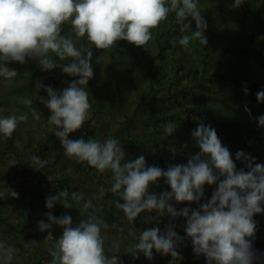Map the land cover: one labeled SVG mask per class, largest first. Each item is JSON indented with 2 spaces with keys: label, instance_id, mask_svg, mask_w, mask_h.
<instances>
[{
  "label": "clouds",
  "instance_id": "clouds-1",
  "mask_svg": "<svg viewBox=\"0 0 264 264\" xmlns=\"http://www.w3.org/2000/svg\"><path fill=\"white\" fill-rule=\"evenodd\" d=\"M244 0H234L232 5L239 8ZM170 13L175 14L180 32L183 34L179 44L190 50L193 41L206 46L207 23L198 6V0H0V77L13 78L17 71L5 66L7 62L25 63L26 57L39 61L45 71L62 67L68 75L78 77L62 91L47 87V98L41 102L50 110L48 123L55 125V135L60 140L66 156L77 162H86L103 173L111 170L113 174L112 193H119L122 200L115 206L122 209L131 223L143 212H157L175 218H186V234L191 238L196 255L203 254L207 264H253L255 253L251 237L255 235V214L264 213V164L243 151L236 154L237 160H247L248 171L237 170L228 148L222 145L217 132L209 125L200 122L192 132L200 152L191 156L187 164L172 165L163 170L158 166H147L143 155L134 161L125 160V152L120 142L109 138L104 142L96 139L70 140L69 134L82 128L90 117V101L87 86L94 76L91 65V49L82 52L71 36L62 35V25L70 23L76 38L87 37L96 49L106 50L119 40H126L136 46H144L152 39V29L157 28ZM191 17L196 24L185 23ZM264 39V37H261ZM83 47V46H81ZM53 52L61 61L71 58L64 65L50 58ZM100 57L97 62H100ZM44 87L37 82V89ZM247 93V88L244 89ZM257 99L264 102V91L257 93ZM245 110H250L245 106ZM34 119L39 113L32 112ZM28 116L11 115L0 117V134L11 137L19 123L26 122ZM264 126V116L257 118ZM176 130L173 121L164 125L170 136ZM35 165L43 167L46 161L38 156L32 157ZM161 177L170 185L171 192L150 194V185ZM218 184L211 199L200 205L199 210L185 207L180 211L170 203L196 202L199 204L204 195V185ZM105 190L100 188L103 196ZM15 195V193H14ZM71 201L80 202L83 196L71 193ZM62 203L71 208L67 189L46 200L48 209ZM84 208L92 207L91 201ZM51 223L39 221L41 231L48 230L52 224L61 226L64 231L57 240L56 250L49 249L53 259L51 264H118V258L108 257L104 252L102 227L109 225L90 213L87 220L73 226L70 215L59 218L51 212L46 214ZM152 219V218H149ZM170 225L165 234L158 227L142 231L136 244V252L146 258L157 253L171 255L173 262L182 259L176 251L180 237ZM135 230L130 232L134 235ZM52 238L51 233L47 239ZM135 252V253H136ZM134 253V254H135ZM11 251L0 244V261L10 264Z\"/></svg>",
  "mask_w": 264,
  "mask_h": 264
},
{
  "label": "crops",
  "instance_id": "crops-1",
  "mask_svg": "<svg viewBox=\"0 0 264 264\" xmlns=\"http://www.w3.org/2000/svg\"><path fill=\"white\" fill-rule=\"evenodd\" d=\"M198 6L201 12L204 11L203 0H198ZM189 22L192 30H196L195 21L191 22L187 18L185 23ZM61 34L71 36L76 47L82 52L91 49V65H98L102 71L96 77L97 81H93L94 85L90 84L92 90L87 91L91 105L90 117L80 130L69 134L70 140L84 139L87 142L89 139H96L102 142L112 138L119 130L124 129L128 133L127 126L134 120L132 128L140 133L142 139V129L151 127V122L145 121L146 115L150 113L143 110V98L157 95L159 99L156 101L163 104L164 100L170 101V97L174 99L180 97V93L191 90L188 84L192 85L199 77L197 67L192 63L194 59L191 49L186 51L183 46L174 43L183 35L174 13H170L165 21L152 29V39L139 47L126 40H119L109 49H96L86 36L76 38L70 23L62 25ZM159 40L169 46L162 54H159ZM122 41L124 44L121 47L127 48L126 54H121L117 48ZM80 44L83 47L77 46ZM86 45L88 46L85 47ZM48 55L57 65L71 62V58H68L58 63L55 53L50 51ZM99 57L100 62H97ZM40 70H43L41 66ZM58 71L63 77L60 80L54 79ZM150 71H158V74L152 78ZM46 73L49 74V79L45 81V87H52L57 92L67 87L65 79L75 81L77 78L64 73L62 67H56ZM97 83L101 85L96 87ZM219 118L229 119L227 116ZM50 127L49 147L43 153L37 151L38 142L27 141L28 144H25L24 137H20L14 147L0 142V244L11 251L10 264H51L53 257L49 249L56 250L57 240L62 236L64 229L52 224L48 230L41 231L39 221L51 223L47 213L51 212L57 218L70 215L75 227L78 224L74 222L73 215L89 200L92 207L85 208L89 213L107 209V194L101 196L97 186L98 181L104 179L105 175L101 176V172L87 166L86 162H77L74 158L66 156L60 140L55 135L56 126ZM34 156L46 161L43 167L33 163ZM63 179L69 182L75 193L83 196V202H75L71 208L56 203L52 209H48L46 200L58 194L54 189L57 182ZM111 210L109 209L114 213V210ZM110 229L118 230L114 225ZM49 233L52 238L47 239ZM0 264H3V261H0Z\"/></svg>",
  "mask_w": 264,
  "mask_h": 264
},
{
  "label": "rangeland",
  "instance_id": "rangeland-1",
  "mask_svg": "<svg viewBox=\"0 0 264 264\" xmlns=\"http://www.w3.org/2000/svg\"><path fill=\"white\" fill-rule=\"evenodd\" d=\"M257 2V0H244L242 5ZM233 4L234 0H207L205 6H215L214 8L218 10L212 15L204 6V11L201 12L207 23L205 36L208 43L206 46L201 45L199 41L190 44L194 59L192 63L197 67L196 72L199 77L193 81L192 85L188 84L191 90L180 93V97H174V99L170 97L171 100H164L163 104H158L156 101L153 105V102L145 101L143 110L146 111L147 108L150 113L146 115L145 121L151 122V127L142 129L144 134L140 142L136 143L137 148L130 145L126 139L121 142L126 161H134L143 155L147 166L161 161L159 167L165 171L172 165H186L191 156L200 152L192 132L202 122V114L207 109H213L217 116H227L229 119L240 115L246 116V110L242 108L238 94L235 93L239 89L237 85L248 78H256L264 84V68L254 57L243 53L241 48L264 49V39H261L264 37V23L242 21L237 9L232 6ZM149 48L147 45L148 50ZM60 62L62 61L58 57V63ZM5 66L17 71V75L10 79L0 77V117L26 114L28 119L26 122L19 123L12 134H17L19 137L13 138L9 143H1L14 147L20 137H24L25 144H28L27 141L38 142L37 151L43 153L49 147L48 138L50 136L48 135L51 127L48 117L51 112L40 98H47L45 81L49 79V74L45 70H40L39 61L32 57H26L25 63L12 61L7 62ZM92 68L94 76L87 86H83L86 91L92 90L90 84L93 86V81H97L96 77L102 72L98 65ZM61 78H63L62 74L58 71L54 79L60 80ZM37 82L44 87L37 89ZM64 82L68 86L74 80L65 79ZM99 85L101 84L97 83L95 86ZM151 98L152 96L148 97V99ZM33 110L39 113V119L33 118ZM168 121H173L176 125V130L170 136L164 131V125ZM259 148L264 150V145L261 144ZM103 175L106 179H100L97 186L98 190L103 187L104 195L107 194L105 207L108 210L95 211L94 215L106 222L110 228L114 225L118 229L115 231L109 227L107 229L102 227L105 255L117 257L118 264H201L198 255L180 248V242L177 244L176 251L182 259L174 262L171 255L157 253L155 249H153L152 259L146 258L142 252H136L135 246L139 242L138 238L142 231L158 227L163 235L172 225L173 230L184 240L188 238L185 231L186 224L168 214L160 216L155 211H145L133 223L129 222L122 209L118 211L115 209L117 201L121 203L124 201L119 193L110 191L114 182L111 170H106L101 174ZM149 193L160 194L159 181L150 185ZM83 205L76 211L77 218L80 219L74 218L76 224L89 217L90 213ZM109 209L114 210V213H111ZM133 229L135 234L130 235Z\"/></svg>",
  "mask_w": 264,
  "mask_h": 264
},
{
  "label": "trees",
  "instance_id": "trees-1",
  "mask_svg": "<svg viewBox=\"0 0 264 264\" xmlns=\"http://www.w3.org/2000/svg\"><path fill=\"white\" fill-rule=\"evenodd\" d=\"M257 1V3H247L240 6L239 8H236L237 13L240 15L242 21L264 23V0ZM203 2L207 3V0H203ZM228 6L229 8H231L229 4ZM205 7L207 8V11L212 15L218 11L216 8H214L215 6L208 5ZM188 20L194 22L191 17H188ZM174 43L181 46L179 44V40H175ZM123 44V41L120 42L117 48L121 54H126L127 48L125 46L121 47ZM158 45L160 52L159 54H162V52H165L167 48H169L168 45H164L160 40ZM112 49L114 48L112 47ZM241 51L254 57L257 60L258 64L264 68V49L243 47L241 48ZM150 73L152 75V78H154L158 74V71H150ZM237 86L239 89L235 93L238 94L239 100L242 103V108L245 109V106H247V108L250 110V113L249 111H246V116L240 115L234 119H221L219 118V116H217L216 112L213 109H207L203 113L201 121L205 125H209L216 130L218 138L221 140L222 145L228 148V150L230 151L232 159L236 164L237 170H244L245 172H247L249 170L247 167L248 161L244 159H236V154L239 151H243L246 155L254 158L255 163L264 164V150L259 148L261 144L264 145V126H260L257 119L260 116H264V102H260L257 99V93L260 91H264V84L256 78H248L238 83ZM245 88H247V93H245ZM148 97L149 96H145V98H143V106H145V101L147 100L149 102H153L152 104L154 105L156 103V100L159 99V96L157 95L152 96L151 99H148ZM145 110L147 111V108ZM134 124L135 120L127 126L128 133L124 129L119 130L112 138L117 139L120 144H122L121 142L126 139L129 141L130 145L137 148L136 143H139L141 138L140 133L135 128H132V125ZM17 137H19V135L17 134L12 135L10 138L1 135L0 142L9 143L13 138ZM160 164L161 161L160 163H151L149 166L159 167ZM86 165L89 166L88 164ZM158 181L160 185V194L164 192H171L170 185H168L164 177H161ZM217 188L218 184H205L204 195L201 198L199 204L196 202L177 203L175 200L170 201V203L176 208L177 211H180L185 207L199 210L200 205L207 203L211 199L214 191ZM64 189L68 190L69 203L73 205L75 202L71 201L70 197L71 193L75 192V189L71 187L69 182H67L66 180H59L54 191L58 193L59 191H62ZM261 206L264 207V204H262ZM73 217L78 219L76 214L73 215ZM175 219H177L179 222H183L184 224H186L187 222L186 218L183 216L175 217ZM253 219L256 223L255 235L249 238L252 241V250L255 253L253 264H264V213L255 214ZM78 223H80V221H78ZM179 246L184 250H188L194 253L192 240L189 237L180 242ZM199 257L201 260V264H207V258L203 254L199 255ZM213 264H215L214 261Z\"/></svg>",
  "mask_w": 264,
  "mask_h": 264
}]
</instances>
